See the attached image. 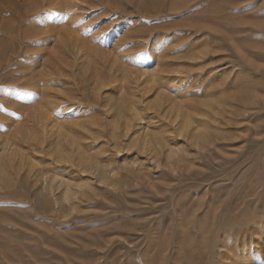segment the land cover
<instances>
[{"label":"rangeland","instance_id":"rangeland-1","mask_svg":"<svg viewBox=\"0 0 264 264\" xmlns=\"http://www.w3.org/2000/svg\"><path fill=\"white\" fill-rule=\"evenodd\" d=\"M7 1L0 264H264V0Z\"/></svg>","mask_w":264,"mask_h":264},{"label":"bare ground","instance_id":"bare-ground-1","mask_svg":"<svg viewBox=\"0 0 264 264\" xmlns=\"http://www.w3.org/2000/svg\"><path fill=\"white\" fill-rule=\"evenodd\" d=\"M9 1V0H8ZM7 1V2H8ZM68 1V0H67ZM2 2V1H1ZM4 2H6V1H4ZM25 2V1H24ZM27 2H29L30 3V1H28L27 0ZM44 2V1H43ZM16 3V2H15ZM15 3H13L14 5H15ZM11 4V3H10ZM17 4V3H16ZM33 5V4H32ZM52 5V4H51ZM56 7H54V8H50V10L48 11H44L43 9H40V10H38L37 12L39 13V15H42V20H46L48 17H50V15H51V13L52 12H57V13H59V12H61V11H63L64 9L62 8V6L59 4V3H56ZM17 6V5H16ZM9 7V6H8ZM15 7V6H14ZM47 7V6H46ZM64 8H65V6H64ZM49 9V8H48ZM36 10H37V8L34 10V8H31L30 10H28V12H31L32 14H34L35 12H36ZM82 10V9H81ZM13 11V10H12ZM86 11V10H85ZM27 12V13H28ZM53 14V13H52ZM19 17H20V15H19ZM22 17V16H21ZM20 17V18H21ZM41 17V16H40ZM20 18H19V20H20ZM18 20V21H19ZM17 22V21H16ZM24 22V21H23ZM22 22V23H23ZM18 23L19 22H17V25H18ZM21 23V22H20ZM21 25V24H20ZM27 25V24H26ZM19 27V26H18ZM20 28H21V26H20ZM20 28H19V30H20ZM24 29V28H23ZM15 31V30H14ZM14 31L12 32V34H10V35H12L13 36V33H14ZM15 37H18V35H17V31H15ZM77 48V47H76ZM76 50V49H75ZM78 54V53H77ZM79 56H80V54H79ZM83 56V55H82ZM120 57H123L122 55L120 56ZM126 57V56H125ZM124 59H127V58H124ZM131 61V60H130ZM125 62V61H124ZM124 63L122 62V65H123ZM128 64V63H127ZM36 68H38V66H35ZM122 68V70L120 69V70H118V68L117 69H115V71L114 70H112V68H111V70H110V72H115V74H117L119 71V73H121V76H126L128 73H127V68L125 67V66H121ZM173 81H168V80H164L163 82H162V86H163V90H162V93L164 94V92L166 91V90H169L171 87H173L174 85H173V83H172ZM101 86H104L103 85V83H102V85ZM100 86V90H102V89H104V88H102ZM126 86V85H125ZM175 87V86H174ZM34 90H35V88H34ZM58 90V89H57ZM45 91V90H44ZM126 91V90H125ZM45 93H47V92H45ZM48 94V93H47ZM104 94H105V92H104ZM107 94V93H106ZM167 94V93H166ZM109 95V94H108ZM110 96V95H109ZM105 97H107V95L105 96ZM111 98H113V97H110V101H112L111 100ZM47 102V101H46ZM49 103H50V101H49ZM117 103V102H116ZM50 105H52V103L50 104ZM57 105V104H56ZM108 105V104H107ZM49 106V105H48ZM109 106V105H108ZM50 107V106H49ZM57 106H55V108H56ZM60 107V106H59ZM49 110H51L50 108H49ZM55 110V109H54ZM42 115V116H41ZM40 116H41V120H39V121H41L40 123H44L43 125H46L45 127L43 126V131L44 132H46L45 130H47V128H48V126L50 125V127L53 125L52 123L54 122V120H55V114H54V111L53 110H51V111H46V113H43V114H40ZM36 121V120H35ZM56 121V120H55ZM52 124V125H51ZM41 128V127H40ZM205 128V127H204ZM49 129V128H48ZM39 130V129H38ZM42 130H39V131H41L42 132ZM41 132H40V134H39V136L41 135ZM51 132V130L49 131V133ZM47 133V132H46ZM45 133V134H46ZM44 134V133H43ZM42 134V135H43ZM37 138H39L38 136H37ZM41 138V137H40ZM38 140V139H37ZM57 147H58V145H57ZM59 148V147H58ZM1 170L2 169H0V173L1 174H3V170H2V172H1ZM4 176V175H3ZM43 176V175H42Z\"/></svg>","mask_w":264,"mask_h":264}]
</instances>
